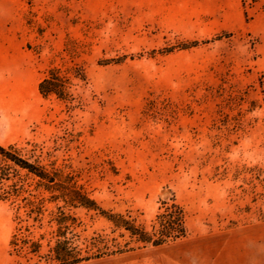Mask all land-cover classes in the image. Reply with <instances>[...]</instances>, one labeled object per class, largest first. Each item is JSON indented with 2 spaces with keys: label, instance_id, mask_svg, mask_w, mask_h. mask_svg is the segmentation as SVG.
I'll list each match as a JSON object with an SVG mask.
<instances>
[{
  "label": "rangeland",
  "instance_id": "rangeland-1",
  "mask_svg": "<svg viewBox=\"0 0 264 264\" xmlns=\"http://www.w3.org/2000/svg\"><path fill=\"white\" fill-rule=\"evenodd\" d=\"M17 3L30 63L17 82L3 71L0 144L36 145L102 209L146 228L171 194L185 213L182 240L81 264H264V0L247 22L239 0ZM52 67L74 103L39 94ZM75 214L82 236L109 232ZM13 228L0 204V264L18 263Z\"/></svg>",
  "mask_w": 264,
  "mask_h": 264
},
{
  "label": "trees",
  "instance_id": "trees-1",
  "mask_svg": "<svg viewBox=\"0 0 264 264\" xmlns=\"http://www.w3.org/2000/svg\"><path fill=\"white\" fill-rule=\"evenodd\" d=\"M256 2L239 0L246 22L248 9ZM257 85L264 103V74ZM71 87L70 77L52 67L37 88L43 99L54 96L71 104L75 101ZM0 204H7L12 212L8 253L17 264H81L148 246L161 247L187 235L184 210L173 194L159 200L158 212L146 228L131 215L102 209L78 182L75 171L56 165L29 142L0 144ZM78 209L102 217L109 232L82 236V223L75 214Z\"/></svg>",
  "mask_w": 264,
  "mask_h": 264
},
{
  "label": "crops",
  "instance_id": "crops-1",
  "mask_svg": "<svg viewBox=\"0 0 264 264\" xmlns=\"http://www.w3.org/2000/svg\"><path fill=\"white\" fill-rule=\"evenodd\" d=\"M19 20L17 0H0V83L3 71L8 79L17 82L18 69L28 67L30 63L19 39ZM3 113L0 115L9 116V108H5Z\"/></svg>",
  "mask_w": 264,
  "mask_h": 264
}]
</instances>
